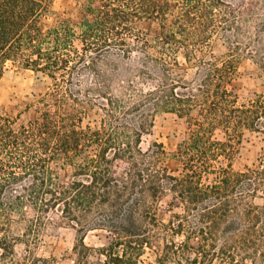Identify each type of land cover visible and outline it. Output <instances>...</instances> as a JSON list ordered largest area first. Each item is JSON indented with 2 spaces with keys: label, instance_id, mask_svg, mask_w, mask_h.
Returning a JSON list of instances; mask_svg holds the SVG:
<instances>
[{
  "label": "trees",
  "instance_id": "1",
  "mask_svg": "<svg viewBox=\"0 0 264 264\" xmlns=\"http://www.w3.org/2000/svg\"><path fill=\"white\" fill-rule=\"evenodd\" d=\"M259 1L83 0L78 21L47 26L42 0H0V77L12 62L50 80L37 117L0 114V261L13 222L55 212L77 227V253L90 251L83 232L110 234L101 264L148 252L155 264H264V147L233 166L245 131L264 137V92L241 101L232 86L241 56L264 68ZM159 113L188 122L175 175L162 144L140 146Z\"/></svg>",
  "mask_w": 264,
  "mask_h": 264
},
{
  "label": "rangeland",
  "instance_id": "2",
  "mask_svg": "<svg viewBox=\"0 0 264 264\" xmlns=\"http://www.w3.org/2000/svg\"><path fill=\"white\" fill-rule=\"evenodd\" d=\"M42 1V22L47 26L61 19L74 23L83 13V0ZM230 2L242 8H256L260 3L259 0ZM141 26L150 34L155 30V25L147 22H142ZM224 46L220 40H215L211 46L213 56H222L226 51ZM232 86L241 101L264 92V68L253 59L241 56ZM49 89L50 80L44 75L25 69L18 63L7 62L0 77V114L15 118L17 125L34 119L42 111V101ZM99 114L97 109L88 110L82 125L93 124ZM187 133L188 122L185 118L159 113L149 134L142 136L140 146L146 149L152 142L162 144L166 152L165 166L175 175L181 167L174 156L176 146L186 138ZM215 137L221 138V134L216 133ZM237 141L233 166H250L264 147L263 135L245 131ZM124 167V164H117L116 172L123 173ZM158 216L161 219L166 217L162 209ZM9 234L18 240L14 242L13 255L5 257L0 264H101L104 256L100 250L110 241V234L105 229H90L83 232V242L90 251L86 254L75 252L73 247L79 236L77 227L69 225L55 212L48 213L37 226H29L27 221H15L9 226ZM142 264H155L154 255L150 252L143 255ZM167 264L176 263L169 261Z\"/></svg>",
  "mask_w": 264,
  "mask_h": 264
}]
</instances>
